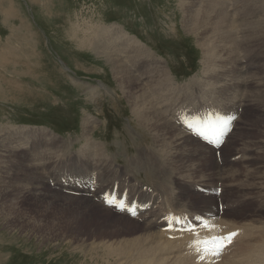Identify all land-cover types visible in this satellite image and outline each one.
I'll return each instance as SVG.
<instances>
[{"label": "rangeland", "instance_id": "374dc122", "mask_svg": "<svg viewBox=\"0 0 264 264\" xmlns=\"http://www.w3.org/2000/svg\"><path fill=\"white\" fill-rule=\"evenodd\" d=\"M195 1L0 0V190L4 189L0 197V264H115L118 256L109 255L107 247L103 244L113 245L119 239L123 242L138 236L131 232L110 228L104 224L106 218H108L105 211L102 210L105 207L95 200L94 204H98V207L83 209L82 205L86 201L93 200L91 197L81 196L85 200L77 197L74 199V196H67L62 192H57V190L54 191L51 184L46 183L47 178L44 172L42 174L45 181L39 183L45 184L44 186L49 185L51 188L40 189L41 193L44 194L48 191L54 194L55 192V194H60L69 201L73 200V204L82 202L81 205L78 203L79 205L77 204L78 207L76 208H62L59 203L66 201L62 197L55 198L58 202L52 199H34L30 194L22 193L20 187L18 189L17 181H20L25 189L26 187L30 189L29 192H33L30 183L41 180L40 173L39 175L36 173L38 179L33 176L35 173L31 175L34 171L32 170L33 167H39L42 163L41 157L36 155L39 145L41 155L48 153L54 158L58 157L55 159L56 162L69 158L75 160V163L81 167L80 170L87 169L88 166L83 158L80 156L83 160L80 161L76 155L80 151L85 152L81 149L84 147L81 139V121L83 117L88 115L92 121H96L95 127L91 131L93 143L104 145L106 147L105 158L109 157L114 163L109 173L118 177V180H113L108 185L114 188L124 186V184L127 186L129 183L128 186L131 189L139 187L135 185L137 179L134 180L132 170L127 169L124 165L125 157L123 155L125 154L120 153L129 154L128 159H130L136 155L134 149H147L154 146V144L157 147L158 145L155 139L154 144H151L150 141H144L141 137V131L134 126L136 119L132 115L131 107L127 104V99L123 96L121 88H119L121 83L115 81L110 66L88 49L77 47L74 42L77 40V43H80L77 39L79 36L88 37L84 32L96 25L107 26V34L113 40L115 37L114 25L118 24V26L120 25L129 31L130 34L125 30L128 36H136L142 40L147 48L150 47L151 52H154H152L153 56L162 59V62L166 63L167 69L170 68V77L172 76L171 78L175 81L174 86L178 89L174 95L176 100L182 95L187 97V93L180 87L186 85L188 81H198V88L193 90L194 96H200V101H211V98L215 99L217 97V92L227 87L223 88L222 85L219 87L216 80L206 82L209 80L204 72L209 68L212 72L210 79L212 77L218 79L217 74L223 72L225 68L229 71L237 67L234 62L229 64L231 57H237L242 47L245 50H252L255 49V45H264V37L256 40L252 35L249 38L246 34L245 36L238 34L237 31H234L233 35L229 32L232 39L229 36L225 37L223 31L229 29H226L229 18L225 17V20L220 21L213 18L214 21L212 22L208 13L203 12L199 16L198 13L202 10V0H197L198 4H195ZM254 5V15L264 16V0L254 2ZM239 11V7L230 9L231 13ZM189 15L194 17V21L188 19L190 18ZM206 18L208 19L206 20ZM186 20L189 21V24L193 23L194 25L191 24V27L187 28L184 23ZM216 25L217 28H215ZM220 33L223 35L220 36ZM139 39L137 40L141 42ZM239 40L241 42H238L240 45L238 47L235 43ZM144 43L142 44L145 45ZM219 44L222 46L220 47ZM205 50L211 52L210 63L206 68L203 67ZM242 53L240 52L239 55L241 60L244 58L243 62L245 56ZM124 57L129 61L127 53L124 54ZM120 59L121 57L118 55L115 60ZM135 63H148L151 65L150 69L157 73L156 63L152 59ZM177 74H181V76ZM147 77H149V74H147ZM181 83L185 84L182 85ZM93 85L98 87L96 91L90 89ZM213 87L214 89H212ZM228 91L226 95L221 91L217 103L223 101L220 104L221 106L234 103L238 107L241 106L237 99L245 93L244 88ZM169 103L167 102L165 111L171 120L177 124L176 105H168ZM221 110L225 111L224 108ZM235 110L236 108L228 109L225 114L229 111L235 112ZM258 110L256 108L243 109L241 107L238 111L236 110L237 113L235 114L242 117V119L235 122L238 125L235 127L234 136H232L228 145L226 144L224 148H220L219 157L212 152L213 150L210 147L185 133L179 122V125L177 124V130L188 136L190 147L196 151V156L186 155L188 154L186 152V154L183 153L180 156L186 160L190 159V161L193 159V162L187 164V167L197 165L199 168L197 171L191 169V171L183 173L192 178L184 177L186 180L181 179L179 183L181 186H177L178 190L185 186L184 182L188 179L200 185L209 183L211 187L221 186L220 189H223L224 192L222 191L223 193L221 192L216 199L214 198V201H218V203L223 201V204L228 205V202H231L233 207L229 205L227 210L224 208V212L222 210L220 213L216 209L217 203L213 202L215 207L209 206L206 208L212 209L218 217L219 215L226 216L222 218H226L225 221L228 224L234 223L235 226L250 222L241 221L245 216H250V211L251 213L252 211L256 213L261 211L255 210L256 203L251 204V198L250 200L248 197L238 198L242 193H246L245 190L243 192L239 189V184L246 185L248 187L247 191H251V187L247 184L249 179L247 175L248 168H245L238 158L229 159L232 154L236 153L238 148L247 142L263 138L260 122L264 120V112ZM145 131L148 132L149 136H153L148 130L145 129ZM174 132L176 131H170V135ZM49 137L55 138L53 139L54 144H48L51 141L43 142L44 139L48 140ZM140 138V142H142L136 144L134 141ZM132 140L136 146L132 143ZM57 142L62 143L60 148L56 145ZM66 144V149L61 150ZM158 149L162 155H166L159 147ZM112 155H114V159H112ZM45 156L42 158H45ZM180 156L179 158H181ZM50 159L51 157L44 160L45 166H48H43L46 170H49L52 166ZM87 161L90 162L92 159L88 158ZM80 170L79 172L88 171ZM173 170L172 168L171 171L173 172ZM136 175L139 176V181L148 184L143 179L142 172L136 173ZM210 175L214 177V181L204 178V176ZM31 176L33 177L30 178ZM180 176L183 177V175ZM232 176L235 182H231ZM220 177H222V180ZM193 179L194 181H192ZM126 180H129L128 183L119 184L120 181ZM165 190L168 191L169 189ZM187 190L189 191V189ZM156 191L160 194H166L161 190ZM18 192H21V194H17ZM174 192H176L175 189ZM11 193L14 194L11 195ZM141 194V200L148 199L146 203L151 205L152 209L148 214L142 215L144 220L138 219L136 221L125 215H118L111 209H105L112 215H117L116 217L120 216L119 219L127 217L132 220V223L122 224V226L132 229L135 226H144V223L152 221V218L158 221L162 216H165V213L173 209L172 206L175 207V205H172L175 198V201H177V196L172 198L168 193L166 198L153 197L152 194L146 195L143 192ZM187 195V192H183V196ZM193 195L199 198L198 201L197 199L190 200V204L194 207L192 209L200 210L197 208L200 207L199 200L203 196L194 193ZM14 198L17 199L14 200ZM203 198L210 199L212 197ZM244 201L246 202L244 203ZM181 204L185 205L184 201ZM182 209L189 208L183 207ZM190 213L199 212L192 210ZM258 217L264 219L262 215ZM222 218L220 217L217 220L220 221ZM109 220H111L108 221L111 226L116 225L113 218ZM159 224L155 225L156 227L159 226L158 232L162 233L160 228L164 227V224ZM220 228L223 227L220 226ZM233 231H238V234L241 233L240 229ZM208 234L209 232L206 234L207 239L209 238ZM237 238H239L238 235ZM194 243L196 242L189 241V249L198 255H203L192 250ZM237 247L239 248V246ZM133 251L136 252V250ZM135 261L136 258L130 261V264Z\"/></svg>", "mask_w": 264, "mask_h": 264}, {"label": "bare ground", "instance_id": "6f19581e", "mask_svg": "<svg viewBox=\"0 0 264 264\" xmlns=\"http://www.w3.org/2000/svg\"><path fill=\"white\" fill-rule=\"evenodd\" d=\"M192 1H194V0H192ZM259 1L260 0H231V1L230 0H202V4H201L202 10L200 11V13H198V15L203 13V12L205 14L208 13L212 22L214 21L213 18L216 20L219 19V21L224 19L225 17L229 18V20L226 23V27H227L226 29H228V28L229 29L226 31H223V34H225V37L229 36V38H230L231 34L233 35V32L237 31V32H239L238 34H241L244 36L246 34L247 36H249V38L252 35V37L257 40L260 37H264V16H255L254 15V12H255L254 2H259ZM195 4H198L197 0L195 1ZM236 7H239L240 11L236 12V13H231L230 9L236 8ZM233 11H234V9H233ZM210 14H212V15H210ZM193 18H194L193 16H190V18H188V19H190L191 21H194ZM207 19L208 18H206V20ZM188 22L189 21H187V20L184 21L187 28L191 27V24L194 25L193 23L189 24ZM217 23H219V22H217ZM217 25L215 28L218 27ZM124 29L122 28V26L114 25L115 37L112 40L111 36H109L107 34V26L96 25V26L92 27L90 30H86L84 32V34L88 35V37H85V38L83 36L77 37V39L79 40L80 43H77V40L74 38L73 39L76 40L74 43L76 44L77 47L88 49L94 55H96V57H98L99 59H101L103 62L107 63L110 66L111 73H112L115 81L116 82L119 81L121 83L122 87L119 86V88H121V92H122L123 96L127 99V102H128L127 104H129L131 107L132 115L136 119V123L134 124V126L137 127L138 130L141 131V137L144 139V141H148V142L150 141L151 144H154L153 141L155 139L158 147L161 149V151L165 152V154L167 155V156L162 155L160 153V150L158 149V147L155 144H154V146H151L147 149H145V148L144 149H139V148L137 149L136 148V149H134L135 150L134 152L136 153L135 157L131 156L132 158H130V159H128V157H130L129 154H126L123 152L120 153L122 155L125 154V155H123L125 157V162H124L125 167L127 169L132 170V175L134 176V180L138 179V175H136V173L139 174L140 172H142L144 175V179L146 181H148L149 183H151V185L148 184L149 186H152L156 190H161L164 193H166L167 191L165 189H168V187H167L168 185L174 184L179 180L180 181L177 184L180 185L179 183L181 182V179H184V177L189 178V179L192 178V177L190 178V177L184 175L183 173L185 171L186 172L189 170L191 171V169L197 171L199 169L197 165H194L192 167H187V164H191L190 162H193V159H191L192 161H190V159L186 160L185 158H182L180 156L181 154H183L185 152L188 153V154L185 153L186 155L196 156V151L190 147L189 140L187 138L188 136L185 133L179 132L177 130V126L179 125V123L176 121L178 124L177 125L175 122H173L171 120V118L167 115V112L165 111V106H166L167 102H173L174 100H176V96H174V95H175V91L178 90L174 86L175 81L171 78L172 76L170 77V75H169L170 74V71H169L170 68L167 69V66H165L166 63L164 64L161 59L154 57L151 50L149 48H147L146 45H143L135 37L128 36ZM229 32H231V34H229ZM247 33H249V34H247ZM222 35L220 33V36H222ZM230 39H232V38H230ZM227 40H229V39H227ZM256 40H254V41H256ZM258 41H260V40H258ZM205 42H206V40H205ZM238 42L240 43L241 40H239L235 43L239 47L240 45ZM206 43H208V42H206ZM261 43H262V41H261ZM221 44H219L220 47L222 46ZM237 46H235V47H237ZM240 52H243L242 54H244V56H245V60L243 62H242V60L244 58L242 57L243 59L241 60L240 55H239ZM125 53L128 54L127 58L129 59V61H127V59H125V57H124ZM205 53H206V55L203 59V67L204 68H206L208 66V63H210V53L211 52H210V50H205ZM118 55H120L121 59L115 60L116 58H118ZM263 57H264V45L263 44L255 45V49L253 48L252 50H250V49L245 50L242 47V49L238 52L237 57H233V58L231 57L229 60L230 61L229 64H232L234 62L235 65H237V67H235V69L232 68L228 71L225 68V70L223 72L217 74L216 77L219 76L218 79H216V78L213 79V77H212V79H210L212 72L209 68L204 72L205 75L208 77V80H209L206 82L216 80V84L219 87L221 85L223 88L227 87L226 89L220 90L219 92H217L218 94H217V97L215 98V100L220 98L221 91L223 92L224 95H226V93L229 92L228 90H232V89L239 90L242 87L244 88L245 93L242 94V96H240L237 99V102L240 103L241 106H239V107L236 106L237 105L236 103L229 104V105L225 104L224 106H220L221 109L224 108L225 111L226 110L228 111V109L236 108V110L238 111V109L240 107L243 109H246V108H250V109L253 108L254 109V108H256V109H259L258 111L264 112V58ZM148 59H152L156 63L157 73H154L153 70L150 69L151 65L148 63H135L137 61H144V60H148ZM225 73H227V74L224 75ZM147 74H149V77H147ZM218 82H219V84H218ZM211 83L213 84V82H211ZM183 84H185V83H183ZM102 85H103V83H102ZM198 85H199L198 81H188V83L186 85H183L180 88L183 89L187 93V97L189 98V97L194 96L193 90L198 88ZM206 87H207V84H206ZM97 88L98 87L96 85H93L90 89L93 91H96ZM106 89H108V88L106 87ZM207 89H210V88H207ZM212 89H214V87ZM116 91H118V90H116ZM236 110L234 113H237ZM241 119H242V117H239L236 122H239ZM95 122L96 121L95 120L92 121L91 117H89L88 115L82 118V121H81V123H82L81 124V130H82L81 139L83 140L84 147H82L81 149L85 150V152L80 151V153L77 154L76 156H77L78 160H80V161L84 160L86 162L87 166L89 168H91V170H96L98 172L99 178H100L99 183L103 186H106V185H108L109 182H111L113 180H118V177L112 176L109 173L112 170V166L114 163L110 160L109 157L105 158L104 152L106 151L105 150L106 147L104 145H100L99 143H93V140L91 137V133H92L91 131L95 127V125H94ZM237 125L238 124L235 123L234 129H233L234 131L232 130L233 132L227 137L226 142H224V144L221 148H224L226 144L228 145L232 136H234L235 127ZM260 128H261V131L263 133V138L262 139H255L253 141L247 142L245 145L238 148L236 150V153L232 154L229 157V159L231 160V158H233V157H235V159L238 158V160L244 164V167L248 168V170H247L248 174L247 175H248L249 179H248L247 184H249V187H251V191L250 190L247 191L248 187L246 185L239 184L240 185L239 189L242 191L245 190L246 193H242V195L239 196L238 198L244 199V198L248 197L249 200L251 198L250 203L251 204L253 202L256 203V207H254L255 210H261V211L257 212V213L254 211H252V213H251V211H250V216L248 215V216L244 217V219H246V218H248V219L247 220H244V219L241 220V221H250V222L242 223L240 225L237 224L238 226H235L234 223L228 224L225 221L226 218H222V217H226V216L219 215V217H218L213 213L212 209L206 208L209 206L210 207L213 206L214 198L212 200V198L206 199V198L200 197L201 198V200H199L200 201V203H199L200 207L197 208L200 210L193 209V211H195V212L203 211L204 213L211 214L213 218L219 219L221 217L222 219L220 221H218V223H216V224L222 226L224 229V232L233 231L235 229L241 230V233L238 234L239 238L236 239L237 242L235 241L232 244V246L230 247V249H228L224 252V255L222 257H219L217 260H213V259L209 260V258H207V257L201 258L203 255H198L189 249V247H188L189 242H186V238L181 239V240H170L171 237L167 236L166 233L158 232V229L160 226V224H159L160 219L163 218V216L158 221H157V219L153 220V218H152V221H148L147 223L145 222L146 224L144 223V226H141V225L135 226L134 228L131 229L127 226L126 227L122 226V224H124V223L129 224V222L132 223V220H129L127 217H125L124 219H119L118 217H120V216L116 217L117 215H112L105 208H103L102 210L105 211V215L108 217V218H106L107 220H106V222H104V224H106L110 228H114V229L119 230V231L124 230V232L125 231L129 232V233L131 232L134 235L135 234L138 235V236H135L132 240H124L123 242H121L122 240L119 239V241L114 243L115 245L114 244L113 245L103 244V246L107 247L109 255H117L118 256L117 260H115L116 261L115 264H130L131 263L130 261L134 260L135 258H136V261L133 264H264V219H259V217H258L259 215L264 216V120L263 121L261 120ZM145 129L148 130L153 136H149L147 134L148 132L146 133ZM170 131H176V132H174L173 134L170 135ZM6 133H8V132L6 131ZM30 139H31V137H30ZM53 139H55V138H50L48 142L51 141L50 144H54ZM57 139H59V138H57ZM140 140H141V138L138 140H135L134 142L136 144H139ZM134 142L132 140L133 144H134ZM148 144H146V145H148ZM56 145H58L60 148L62 143L57 142ZM238 146H240V145H238ZM66 147H67V144L64 145L63 149H61V150L66 149ZM61 150H59V151H61ZM67 153H69V152L67 151ZM13 154H16V153H13ZM36 155L38 157H40V152L37 151ZM44 156H45V158L51 157L52 160L50 159V161L52 162V164H55L56 163L55 159L58 158V157L54 158L48 153H46V154L44 153L43 157ZM80 156L83 158V160ZM113 156L114 155H112V157ZM179 156L181 158H179ZM13 157H15V156H13ZM88 158H91L92 161L88 162L87 161ZM114 158L115 157H113L112 159H114ZM12 159L14 160V158H12ZM15 159H16V157H15ZM41 167L42 166L40 165L39 167H33L34 169H32L34 171L31 173V175H33L35 173V175H33V176H36V179H38L39 173L42 176L40 181L30 183L32 185L33 192H29L28 190H30V189H28L27 187L25 189V186L21 185L20 181H17L18 189L20 187L22 190V193L30 194L34 199H40V200L41 199H52V200H56L58 202V200L55 198L62 197V196L60 194L59 195L55 194V192H54V194H52L51 192H48V191L44 192V194L41 193L40 189L51 188V187H49L47 185H46L47 186L46 187V186H44L45 184L42 185L41 183H39V182L45 181V178H44V175L42 174V172H44L45 174L47 173L49 178H54L55 174H56V169H58V168L51 167L49 170L47 169L48 170L47 171L45 168L42 167L44 169L43 170ZM44 167H48V166H44ZM172 168L175 171L173 170V172H172L171 171ZM5 169H6V167H5ZM39 171H41V172H39ZM192 172H194V171H192ZM36 173L38 175H36ZM179 174L183 175V177H181ZM19 176L23 177L22 175H19ZM33 176H31L30 178H32ZM110 178H113V179H110ZM204 178L206 180H210V181L215 180L214 177L211 175L210 176H204ZM220 178L222 180V177H220ZM189 179L187 181H189ZM184 180H186V179H184ZM218 180H219V178L217 179V181ZM27 181L30 182L29 180H27ZM127 181H129V180L120 181L119 184L126 183ZM192 181H194V179ZM104 182H106V184H104ZM231 182H235V180H233V176L231 177ZM9 185H10V183H9ZM4 186H5V184H4ZM3 190L4 189L0 190V197L2 195ZM245 191H243V192H245ZM57 192H58V190H57ZM59 192H61V191H59ZM183 192L186 193L187 191L182 190V191H179L176 193L177 201H175L176 200V198H175V200L172 202V205H175L178 203L177 205L180 208H183V207H188L191 209L194 208L190 204V200L191 199H195V200L197 199V201H198L199 197L193 195V193H188L187 196H183ZM12 194H14V193H11V195ZM17 194H21V192H18ZM24 194H23V196H24ZM62 198H64V197H62ZM73 198L75 199V197H73ZM15 199H17V198H14V200ZM64 199L66 201H62L59 203L60 204L59 206H61L62 208H76V207H78L77 206L78 203H80V205L82 203V202H78V199H77L78 203H76V204L72 203L73 200L69 201L67 198H64ZM82 200H85V199L82 198ZM185 200H187V202H185ZM223 200H224V198H223ZM245 200L247 201V199H245ZM183 201H184L185 205L181 204V202H183ZM246 201H244V203ZM74 202H76V201H74ZM146 202H148V199H142L140 201V203H141L140 206H144V204ZM45 204H47V203H45ZM48 204H51V203H48ZM79 207H81V206H79ZM92 207H98V204H94V200H91V201L88 200L85 202L84 205H82L83 209H91ZM172 208L175 209V207H173V206H172ZM254 208H252V209H254ZM77 210H78V208H77ZM79 210H80V208H79ZM79 214H81V213H79ZM225 215H226V213H225ZM110 218H113L115 220L114 223L116 225L113 224L111 226V223L108 222V221H111V220H109ZM148 218H150V217H148ZM148 218H147V220H148ZM136 224H132V225H136ZM155 224H159V226L156 227ZM206 234H207V232H200V233L196 234L195 237H193L192 241L197 243V242L201 241V239H202V242H200V243H203V242H205V240H203V239H207ZM103 246H102V248H103ZM237 246H239V248ZM124 248H126V249L123 250ZM133 250H136V252H134ZM102 260H104V259H102ZM105 261H106V259H105ZM109 263H110V261H109Z\"/></svg>", "mask_w": 264, "mask_h": 264}, {"label": "snow or ice", "instance_id": "6c2138e0", "mask_svg": "<svg viewBox=\"0 0 264 264\" xmlns=\"http://www.w3.org/2000/svg\"><path fill=\"white\" fill-rule=\"evenodd\" d=\"M234 119V118H233ZM225 127H227V121H225V124H224ZM189 127H191V125H189ZM220 135H223V130H221L220 132ZM207 138V137H206ZM167 219V218H166ZM175 219V218H174ZM235 235V233H230L228 237H226L225 239L229 240L231 239V237Z\"/></svg>", "mask_w": 264, "mask_h": 264}]
</instances>
